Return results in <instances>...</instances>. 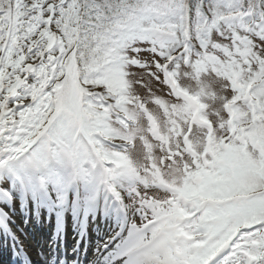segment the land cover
<instances>
[{
    "label": "snow or ice",
    "instance_id": "snow-or-ice-1",
    "mask_svg": "<svg viewBox=\"0 0 264 264\" xmlns=\"http://www.w3.org/2000/svg\"><path fill=\"white\" fill-rule=\"evenodd\" d=\"M133 69L174 101L181 74H211L231 103L185 189L136 205L142 223L121 259L264 264V0H0V170L57 160L78 177L97 166L111 175L126 160L113 142L125 139L130 107L147 106L137 84L151 95ZM177 214L190 229L182 252L171 241Z\"/></svg>",
    "mask_w": 264,
    "mask_h": 264
},
{
    "label": "rangeland",
    "instance_id": "rangeland-1",
    "mask_svg": "<svg viewBox=\"0 0 264 264\" xmlns=\"http://www.w3.org/2000/svg\"><path fill=\"white\" fill-rule=\"evenodd\" d=\"M133 72L135 79H143L147 82L151 89V95L145 88L137 84V94L145 99L147 106L143 109L130 107L129 123L121 129L125 139L113 142L126 146L120 153L121 156L126 157V160L117 161L115 170L108 178L110 187L114 186L120 193V198L117 201L124 211L122 235L124 234L126 239L131 225L135 222L142 223L136 212L137 204L149 201L153 194L157 196L156 202L158 203L161 200H167L166 190L181 191L185 189L190 175L187 171L188 166L191 165L194 157L206 150L208 138L206 130L211 129L213 124L227 122L228 117H225L224 113L226 104L231 103L226 100L225 88L227 85L211 74L195 76L190 79L181 74L177 83V88L181 90V96L179 100L174 101L168 94V90L161 84L151 80L141 70L133 69ZM156 96L169 99L167 105L153 104L151 101ZM173 102L176 103V109L172 108ZM197 138L199 139L198 144L194 142ZM110 151H115V149H110ZM55 161L58 163L57 169L51 167L45 169V166L33 167L20 162L14 163L6 169L0 170V174L3 172L0 183L2 186H7L11 193L12 186L8 181V177H11L10 180L19 194L22 193L21 186L26 187L28 182L33 195L39 189L44 190L47 194L51 191L52 175L60 178L61 171H69V174L73 171L67 161ZM125 165L130 172H121V168ZM42 169L45 170L42 171ZM173 170H175V175H170ZM105 173L106 170L97 166L95 169H90V175L78 178L84 191L81 209L87 205L90 199V188H93V185H96L100 180L104 181ZM26 175H29L30 178L25 177ZM35 183L38 186L33 185ZM39 184L42 185V188ZM141 193L143 195H140ZM101 201L103 203L104 199ZM31 205L34 206L36 203L33 201ZM66 211L68 214L70 213L69 207L66 208ZM175 219L177 223L173 226L171 241L177 251L182 252L184 246L191 243L189 240L190 229H187L184 217L177 214ZM181 224H185V227H181ZM80 225L79 218V221H76L75 230ZM67 226L69 227L71 224L67 223ZM74 232L73 238L76 234V231Z\"/></svg>",
    "mask_w": 264,
    "mask_h": 264
},
{
    "label": "bare ground",
    "instance_id": "bare-ground-1",
    "mask_svg": "<svg viewBox=\"0 0 264 264\" xmlns=\"http://www.w3.org/2000/svg\"><path fill=\"white\" fill-rule=\"evenodd\" d=\"M52 177V181L50 182V199L54 202L62 204V196H67L70 180H63V189L60 190L62 185V182L60 181L61 177L58 178L56 175H52ZM96 186L99 187V189L94 191L89 202L91 209L87 207L85 209V213H83V216H87L88 218H86L88 220L87 235L91 238L89 249H86L88 250V254L86 255L85 259H79L77 264H125V261L121 259L123 254V242L126 240L124 234L122 235L120 230L121 222L124 219L123 215L120 213V209H116L117 206L112 205L111 200L108 201L107 206L103 209H97L99 197L104 188L100 183L96 184ZM59 190L61 191L60 193L57 192ZM56 199L57 201H55ZM11 208L13 211L12 214L14 216L13 220H20V215L24 217L23 213L29 217L28 224H32V226H27L24 223H18L20 226L18 229V239L25 248L32 251L31 254L34 253L35 257L41 264V262L44 261L49 255L46 247L48 242L47 238L50 235L49 233L54 234L56 229L61 228L59 225L61 220L64 218L67 219L65 210H61L59 213H56V211L52 213V211H44L36 205L35 207L30 205L28 207L29 209L25 212L19 207H16L15 209H13L14 207ZM105 219H107L108 222L104 221ZM73 222L74 221H72V227H74ZM34 223L37 224V226L34 225ZM37 227L43 229L42 239L38 235L39 230ZM72 227L68 228V226H65L64 230L68 233L70 238L73 236L72 234L75 233L72 231ZM3 257L5 256L0 254V264L3 263Z\"/></svg>",
    "mask_w": 264,
    "mask_h": 264
},
{
    "label": "clouds",
    "instance_id": "clouds-1",
    "mask_svg": "<svg viewBox=\"0 0 264 264\" xmlns=\"http://www.w3.org/2000/svg\"><path fill=\"white\" fill-rule=\"evenodd\" d=\"M194 142L198 144L199 143V139L197 138ZM141 167H142V165H141ZM170 175H175V170H173V172H171Z\"/></svg>",
    "mask_w": 264,
    "mask_h": 264
}]
</instances>
